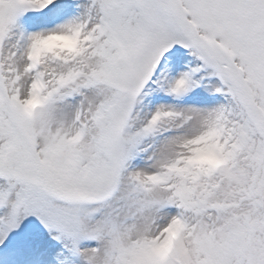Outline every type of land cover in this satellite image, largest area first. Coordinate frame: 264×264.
Instances as JSON below:
<instances>
[{
  "label": "snow or ice",
  "instance_id": "snow-or-ice-1",
  "mask_svg": "<svg viewBox=\"0 0 264 264\" xmlns=\"http://www.w3.org/2000/svg\"><path fill=\"white\" fill-rule=\"evenodd\" d=\"M0 264H264V0H0Z\"/></svg>",
  "mask_w": 264,
  "mask_h": 264
}]
</instances>
